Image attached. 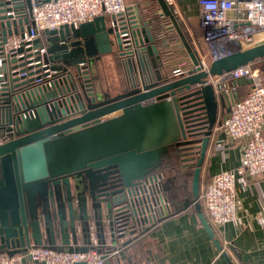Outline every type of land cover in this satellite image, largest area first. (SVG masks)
I'll use <instances>...</instances> for the list:
<instances>
[{
	"label": "water",
	"instance_id": "water-1",
	"mask_svg": "<svg viewBox=\"0 0 264 264\" xmlns=\"http://www.w3.org/2000/svg\"><path fill=\"white\" fill-rule=\"evenodd\" d=\"M157 3L164 19L159 27L129 10L111 14V22L100 14L45 29L44 40H33V48L45 46L41 63L47 70L38 83L2 64L0 252L12 255L32 245L83 252L95 238L97 251L106 245L103 254H110L135 218L143 224L167 215L158 170L171 146L199 149L193 198H185L183 207L193 204L213 235L197 201L200 174L221 123L219 111L224 117L230 107L208 76L263 59L264 41L213 59L207 71L198 65L174 78L165 69L160 28L184 35L169 3ZM29 11L30 0H0V56L11 36L32 27ZM185 46L196 65L197 56ZM38 52L27 54L39 60ZM41 63L35 64L38 72ZM105 66L116 73L110 81ZM29 263L45 264L22 259Z\"/></svg>",
	"mask_w": 264,
	"mask_h": 264
},
{
	"label": "built area",
	"instance_id": "built-area-1",
	"mask_svg": "<svg viewBox=\"0 0 264 264\" xmlns=\"http://www.w3.org/2000/svg\"><path fill=\"white\" fill-rule=\"evenodd\" d=\"M138 1L147 15L156 12L152 0ZM125 11L124 0H49L43 3L30 0L29 19L33 25L29 31L24 30L21 34L12 36L3 45L4 56H0V87L4 82L1 66L5 61L9 63L11 73H16L19 77L35 78L36 83L41 81L39 75L47 70L42 68L44 64L41 63L45 46L33 48V40L40 37L43 30L62 24L77 25L100 14H119ZM197 18L201 34L195 46L177 33H163L160 40L159 46L170 55L168 59L162 51L165 69L167 65V72L174 78L192 73L198 65L202 71H207L213 59L264 41V0H197ZM185 42L198 58L196 65L192 62ZM20 48L22 50L18 51ZM37 49L40 59L33 60L35 55L27 53ZM39 62L42 68L40 72L35 65ZM254 62L225 71L220 76H208L216 93L222 91L226 95L230 107L221 120V127L231 139L243 140L239 164L233 169L212 175L198 193L203 212L215 226L221 227L237 218L236 177H264V78L254 67ZM244 84L248 85V90L244 96H240L238 88ZM164 204L166 210L170 211L166 199ZM124 230L125 228L121 233ZM106 244L111 245L109 241ZM226 249L227 245L224 244L221 252H226ZM113 252H116L115 249L111 251V255ZM108 255L97 251L96 239L92 238L91 246L83 252L59 250L48 245H32L25 252L12 255L0 252V264H22L23 258L29 262L45 264H102Z\"/></svg>",
	"mask_w": 264,
	"mask_h": 264
},
{
	"label": "crops",
	"instance_id": "crops-1",
	"mask_svg": "<svg viewBox=\"0 0 264 264\" xmlns=\"http://www.w3.org/2000/svg\"><path fill=\"white\" fill-rule=\"evenodd\" d=\"M152 1L156 7L154 14L147 15L138 0H124L126 12L130 10L143 18H150L155 25V19L160 18L158 20H161L163 16L160 15L161 10L157 0ZM166 1L177 15L184 39L195 46L201 34L197 18V0ZM105 16L107 22H111V14H105ZM152 32L155 34L154 29ZM164 33L176 35L173 29L164 30ZM164 52L170 59L166 49ZM254 67L264 78V59L254 62ZM111 71L115 76L113 68L105 69L107 81H110ZM121 75L122 70L118 69L116 76ZM242 86L241 89L240 86L238 88L241 94L244 90ZM222 112L221 109L219 111L220 120L223 118ZM242 145L243 140L231 139L220 124L214 127L201 169L199 190L205 186L206 178L220 171L233 169L239 164ZM160 171L163 172L161 189L166 199L165 187L170 183L172 172L165 169H160ZM236 189L237 218L233 222L221 227L215 226L205 215L213 232L210 236L191 209L168 217L163 220L158 230L149 235L148 260H143L140 264H229L220 250L224 244L227 245L226 253L232 264H264V177L251 179L238 176L236 177ZM123 235H120V238ZM214 239L218 241L217 244ZM115 251L112 255L109 252L110 255L105 260L115 264L123 263L122 252L118 249Z\"/></svg>",
	"mask_w": 264,
	"mask_h": 264
},
{
	"label": "trees",
	"instance_id": "trees-1",
	"mask_svg": "<svg viewBox=\"0 0 264 264\" xmlns=\"http://www.w3.org/2000/svg\"><path fill=\"white\" fill-rule=\"evenodd\" d=\"M158 19L160 18L155 19V25L157 27H159V25L164 22V19ZM161 30L164 33L162 28H160V31ZM44 36L45 33L43 30L41 32L40 38L43 39ZM242 89H244L242 94L241 91H239L240 96L245 95L248 90V85H243ZM198 151L199 149L197 147L171 146L169 148L168 153L162 159V166L160 169H165L172 172L170 173V183L165 187V197L166 200L169 201L171 209L167 212V215L164 218H154L149 223L143 224L139 218H135L125 226L123 237L117 238L114 246L110 247L111 250L118 249L120 252H122V258L124 261L123 263L117 264H140L141 261L148 260L147 251L150 247L148 243L149 235L151 232L159 229L163 220L187 209H191L196 213V209L193 204L183 207V202L185 198H193L191 185L193 170L198 159ZM210 179L211 177L208 179L206 178L205 185ZM197 201H199L198 197ZM200 209L203 211L201 204ZM106 250H108V247L103 245L102 251L100 253L103 254ZM102 264L115 263L105 260Z\"/></svg>",
	"mask_w": 264,
	"mask_h": 264
},
{
	"label": "rangeland",
	"instance_id": "rangeland-1",
	"mask_svg": "<svg viewBox=\"0 0 264 264\" xmlns=\"http://www.w3.org/2000/svg\"><path fill=\"white\" fill-rule=\"evenodd\" d=\"M105 68H106L107 70H111V69H112L111 66H110V67H106V66H105ZM110 73H111V78H110V80H111V79L114 78L115 76L112 75V71H111ZM214 242L217 244L218 241L214 239Z\"/></svg>",
	"mask_w": 264,
	"mask_h": 264
},
{
	"label": "flooded vegetation",
	"instance_id": "flooded-vegetation-1",
	"mask_svg": "<svg viewBox=\"0 0 264 264\" xmlns=\"http://www.w3.org/2000/svg\"><path fill=\"white\" fill-rule=\"evenodd\" d=\"M158 171H160V170H158ZM161 172V171H160ZM162 174H163V172H161ZM114 184V183H113Z\"/></svg>",
	"mask_w": 264,
	"mask_h": 264
}]
</instances>
